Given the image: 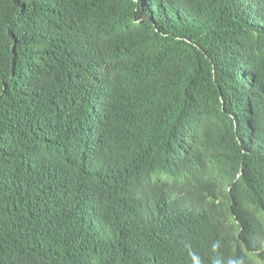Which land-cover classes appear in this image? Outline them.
<instances>
[{
  "label": "trees",
  "instance_id": "trees-1",
  "mask_svg": "<svg viewBox=\"0 0 264 264\" xmlns=\"http://www.w3.org/2000/svg\"><path fill=\"white\" fill-rule=\"evenodd\" d=\"M0 264H264V0H0Z\"/></svg>",
  "mask_w": 264,
  "mask_h": 264
},
{
  "label": "clouds",
  "instance_id": "clouds-1",
  "mask_svg": "<svg viewBox=\"0 0 264 264\" xmlns=\"http://www.w3.org/2000/svg\"><path fill=\"white\" fill-rule=\"evenodd\" d=\"M202 156L208 158L205 164L207 166V171L200 175L198 183L201 186H216L225 177V169L218 160H215L209 154L204 153Z\"/></svg>",
  "mask_w": 264,
  "mask_h": 264
}]
</instances>
